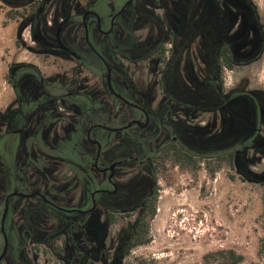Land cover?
Here are the masks:
<instances>
[{
  "label": "flooded vegetation",
  "instance_id": "af4514ba",
  "mask_svg": "<svg viewBox=\"0 0 264 264\" xmlns=\"http://www.w3.org/2000/svg\"><path fill=\"white\" fill-rule=\"evenodd\" d=\"M7 5L22 26L16 40L24 44L28 29L32 44L24 46L58 69L8 66L0 264H53L40 262L44 251L62 264H151L138 256L139 224L155 202L166 154L233 152L245 172L240 156L264 153V88L223 81L227 70L256 60L245 62L257 47L256 18L263 50L257 7L239 0ZM206 116L207 125L194 123Z\"/></svg>",
  "mask_w": 264,
  "mask_h": 264
},
{
  "label": "rangeland",
  "instance_id": "374dc122",
  "mask_svg": "<svg viewBox=\"0 0 264 264\" xmlns=\"http://www.w3.org/2000/svg\"><path fill=\"white\" fill-rule=\"evenodd\" d=\"M257 7L264 35V0H251ZM9 6L0 0V107L10 98L6 76L13 61L36 64L44 73L58 69L50 59L32 54L26 42L16 40L17 29L9 14ZM225 87L247 84L248 88H264V47L252 63L227 70ZM210 117L201 126L210 123ZM245 172L264 176V153L240 156ZM228 161L212 175L200 163L195 171L166 161L160 174L155 212L148 220L147 242L138 248V256L151 264H221L216 252L231 249L242 255L238 264H264V182L249 179ZM1 241V240H0ZM1 244V242H0ZM58 263L50 252L40 255Z\"/></svg>",
  "mask_w": 264,
  "mask_h": 264
},
{
  "label": "trees",
  "instance_id": "16d2710c",
  "mask_svg": "<svg viewBox=\"0 0 264 264\" xmlns=\"http://www.w3.org/2000/svg\"><path fill=\"white\" fill-rule=\"evenodd\" d=\"M6 4H7V0H3ZM241 2L244 3H248L251 4L252 7L255 8L256 10V5L252 3L251 0H239ZM256 14H257V10H256ZM257 24L258 25V29H256V49L258 50H253L251 52V56L249 58H247L245 60V62H251L255 59H257L260 56V49H261V45H262V41H263V37L261 35L260 32V22L258 20V18H256ZM257 27V26H256ZM254 53V54H253ZM222 56V62H224L227 66H229V68L232 67L233 64V60L230 58L229 54L227 53L226 49H222L221 50V54ZM218 63L221 62V60H217ZM178 148V147H177ZM172 153H168L165 156V160L166 161H172L173 164H177L179 166H181L182 168H189L191 170H196L197 168H199L200 163H203L206 167H208V173L210 174V176H212L220 167L223 161H228L229 163L233 164L236 167V159L237 157H239L237 154L233 153V152H208V153H202V154H194V153H187V152H183V150L181 148H178ZM262 181V180H261ZM156 199V197H155ZM155 212V202L153 204V206H151L147 212V215L141 219L139 227L141 228V240L140 242H147V236H148V232H149V228H148V220L153 216ZM220 258L221 264H238L241 259H242V255L240 254H235V252L231 249H227V250H220L218 252H216L215 254V258Z\"/></svg>",
  "mask_w": 264,
  "mask_h": 264
},
{
  "label": "water",
  "instance_id": "95a60500",
  "mask_svg": "<svg viewBox=\"0 0 264 264\" xmlns=\"http://www.w3.org/2000/svg\"><path fill=\"white\" fill-rule=\"evenodd\" d=\"M4 217V216H3ZM2 222H3V220H2ZM2 258V255L0 256V259Z\"/></svg>",
  "mask_w": 264,
  "mask_h": 264
}]
</instances>
